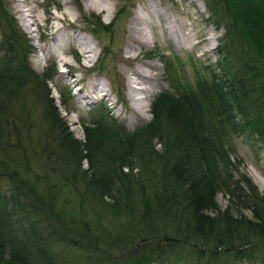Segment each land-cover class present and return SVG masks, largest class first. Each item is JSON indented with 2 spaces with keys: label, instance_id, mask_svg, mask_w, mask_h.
<instances>
[{
  "label": "rangeland",
  "instance_id": "rangeland-1",
  "mask_svg": "<svg viewBox=\"0 0 264 264\" xmlns=\"http://www.w3.org/2000/svg\"><path fill=\"white\" fill-rule=\"evenodd\" d=\"M86 2L2 0L5 11L18 21L20 31L31 45L26 61L30 70L20 79L11 82L5 80L4 100L10 102L15 116H20L17 123L19 132L15 133L19 137L16 148L18 151L21 149L28 162L20 164V169L25 172L21 178L53 192L55 209L64 222L69 225L88 222L91 252L60 241L54 246L52 262L139 264L135 259L137 253L132 248L147 235L145 233L149 229L146 219L141 217V200L143 194L151 195L154 187H158L153 184L158 179H153L158 174V165L155 161L144 163L139 158L133 159V169L129 165L124 167L131 182L119 187L111 185L109 188L102 186L91 190L86 184L91 180L90 174L94 173L89 171L92 160L85 155L87 149L81 150L88 139L86 130L88 128L92 133L96 124L106 123L115 132L124 130L130 134L152 121L151 109L158 94L166 93L178 98L195 90L199 80L210 76V69L217 66L223 55L219 45L226 33L225 27L213 21L209 0H116V7L110 15L106 10L87 7ZM152 4L171 19L179 18L186 22V29L193 35L191 40L184 43L172 37L165 14L152 12L154 40L147 45H138L137 40L133 42L129 34L131 22L137 12L141 9L149 11ZM30 6H34L35 10L28 9ZM235 12L238 16L239 11ZM72 17L77 18L73 21L74 25L69 24ZM56 25L62 28L58 31L60 34L65 30L69 31V35L70 32H80L87 36L96 46L97 54L88 59L78 44L75 45L77 49L67 44L65 52L59 56ZM2 34L0 31V47ZM132 42L134 49L129 52ZM2 50L0 48V57L4 53ZM22 52L21 58L25 60L27 55L24 50ZM137 64L149 67L159 78L156 89L147 96L143 111L132 110L126 86L127 72ZM71 80L73 86L68 84ZM97 80L108 83V94L101 97L100 92L93 91L92 84ZM85 93L90 96H84ZM154 142L157 150L163 147L156 138ZM226 149L231 160L226 169L230 173V180L248 177L255 188L264 193V188L254 178L252 171L264 177V142L256 134H233L226 143ZM11 176L17 180L16 176ZM242 180H239L240 187L234 193L229 190V186L232 188L234 184H221L216 195L218 214L229 209L235 216L253 217L254 202L243 201L236 195L241 189L248 193L254 191ZM10 181V177H0V191L9 190ZM109 189L112 194H107ZM209 214L215 215L211 211ZM163 233L170 236L175 232L164 228L158 233L152 231L147 236L150 239L145 240L144 244H151L146 245L148 248L159 243L169 247L171 241L163 237ZM170 247L171 253L168 250L154 251L149 255V260L141 264H191L183 255L196 249L187 246L182 251L177 250L176 246ZM261 247L260 244L255 250L244 249V253H238L229 245L222 249L220 255L217 254V260L213 259L216 260L214 264H264L259 254ZM190 257L192 264H196L195 257ZM0 264L8 262L2 260Z\"/></svg>",
  "mask_w": 264,
  "mask_h": 264
},
{
  "label": "trees",
  "instance_id": "trees-1",
  "mask_svg": "<svg viewBox=\"0 0 264 264\" xmlns=\"http://www.w3.org/2000/svg\"><path fill=\"white\" fill-rule=\"evenodd\" d=\"M1 3L0 48L4 53L0 57V177H10L11 188L0 191V262L55 264L54 246L60 241L90 251L88 222H64L55 209L53 192L21 178L25 172L20 164L25 165L27 160L16 148L20 116H15L10 102L4 100V83L28 73L31 45L18 21ZM208 3L213 21L223 24L226 32L219 45L223 55L210 69V76L178 98L158 94L151 109L152 121L130 134L115 132L106 123L96 124L92 133L86 130L88 139L81 150L87 149L85 155L92 160L89 171L94 173L86 184L91 190L131 182L124 167L133 169V159L158 165V174L153 177L158 178L153 183L158 187L151 195L143 194L141 200V217L149 229L132 248L139 264L148 261L154 251L171 253V245L182 251L187 246L196 249L183 255L191 264L190 255L196 264H214L217 254L229 245L244 253L242 250H255L260 244L264 263V193L248 177L231 181L226 170L231 164L226 143L233 134H256L264 142V0ZM233 8L239 11L238 16ZM23 50L25 60L21 58ZM155 138L163 144L159 150ZM239 180L254 190L235 193L243 201L254 202L253 217L235 216L229 209L218 214L216 195L221 184H234L228 187L234 193L240 187ZM144 190L142 187V193ZM163 228L175 232L162 235L171 241L169 247L159 243L148 248L151 244H144L150 239L148 235Z\"/></svg>",
  "mask_w": 264,
  "mask_h": 264
},
{
  "label": "bare ground",
  "instance_id": "bare-ground-1",
  "mask_svg": "<svg viewBox=\"0 0 264 264\" xmlns=\"http://www.w3.org/2000/svg\"><path fill=\"white\" fill-rule=\"evenodd\" d=\"M115 1L116 0H87L85 5L87 7L92 6L98 10H106L110 15L116 7ZM152 7L153 4L149 6V11H145L144 9H141V11L137 12L136 16L133 18L131 22V28L129 30L130 32L129 34L132 36L133 42L137 40L138 45H142V44L147 45L151 42L152 39L154 40V37L156 36L154 32L155 24L153 23L154 21L152 17L153 16L152 12L157 14L160 13L161 15L165 14V13L162 14V12L158 7L156 8L153 7V9ZM28 9H31V11L35 10L34 6H30ZM165 19L168 24L167 27L169 28V33L171 34L172 37H177V40L181 39L183 40L184 43L186 42V40H191V36L193 35L189 30L186 29L187 28L186 22L181 21L179 18L171 19L170 17L167 16V14H165ZM76 20L77 18L72 17V21L70 20L69 24L74 25L73 21ZM56 29L57 31L55 37L57 38V40L59 39L57 44V50L59 51L58 52L59 56L62 55L63 52H65V46H68L67 44H71V46H74V49H77L75 45L78 44L79 45L78 47L82 49L84 55L88 59H92L97 54L96 46L94 45L91 39L89 40V38H87V36L82 35L80 32L79 34L70 32L69 35V31L66 32L65 30L62 31L63 34H60L58 31L62 28L57 26ZM133 42L130 43L129 45V52L133 51L134 49ZM60 59L65 60L64 57L63 58L60 57ZM65 62L67 63L69 61L65 60ZM158 81H159L158 74L157 73L154 74L149 67H146L143 64H137L133 68L131 67L130 70H128L126 76V84H127L126 86L128 90L129 99L131 100L132 110L135 111L145 110L147 105L146 104L147 96L149 94H152V92L156 89L155 86L156 84L158 85L157 83ZM69 82L68 84L69 86H71L73 84V81L71 80ZM107 86L108 83H106V81L97 80L92 84V89L95 92H100L102 97L103 94L106 95L109 93V90H107L108 89ZM84 96H90V94L85 93ZM252 171L254 178L257 179L258 183H260V185L264 188V177H262L257 171H254L253 169Z\"/></svg>",
  "mask_w": 264,
  "mask_h": 264
}]
</instances>
